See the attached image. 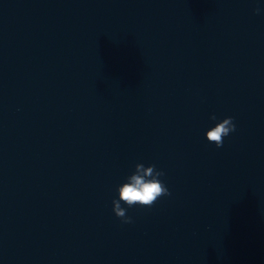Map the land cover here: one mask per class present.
I'll return each instance as SVG.
<instances>
[{"label": "water", "instance_id": "water-1", "mask_svg": "<svg viewBox=\"0 0 264 264\" xmlns=\"http://www.w3.org/2000/svg\"><path fill=\"white\" fill-rule=\"evenodd\" d=\"M257 6L0 0V264H264ZM141 162L169 193L124 222Z\"/></svg>", "mask_w": 264, "mask_h": 264}, {"label": "clouds", "instance_id": "clouds-1", "mask_svg": "<svg viewBox=\"0 0 264 264\" xmlns=\"http://www.w3.org/2000/svg\"><path fill=\"white\" fill-rule=\"evenodd\" d=\"M256 2L258 6L253 11L260 12L259 5H264V0H256ZM209 117L215 123L207 130L206 137L210 141H215L216 146L219 147L223 143L222 137L235 130L234 118L231 115L218 118L215 113H210ZM163 175L164 171L156 167L154 163L148 165L138 163L135 170L117 186V197H114L112 201V210L115 215L124 222H130L132 217L126 215L127 207L134 204L151 205L159 196L168 194L169 188L161 179ZM121 201L124 202V206Z\"/></svg>", "mask_w": 264, "mask_h": 264}]
</instances>
